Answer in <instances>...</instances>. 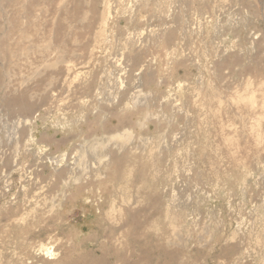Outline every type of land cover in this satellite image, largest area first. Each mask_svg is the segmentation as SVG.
Masks as SVG:
<instances>
[{"label": "rangeland", "instance_id": "rangeland-1", "mask_svg": "<svg viewBox=\"0 0 264 264\" xmlns=\"http://www.w3.org/2000/svg\"><path fill=\"white\" fill-rule=\"evenodd\" d=\"M0 264H264V0H0Z\"/></svg>", "mask_w": 264, "mask_h": 264}, {"label": "bare ground", "instance_id": "bare-ground-1", "mask_svg": "<svg viewBox=\"0 0 264 264\" xmlns=\"http://www.w3.org/2000/svg\"><path fill=\"white\" fill-rule=\"evenodd\" d=\"M50 253V252H49Z\"/></svg>", "mask_w": 264, "mask_h": 264}]
</instances>
